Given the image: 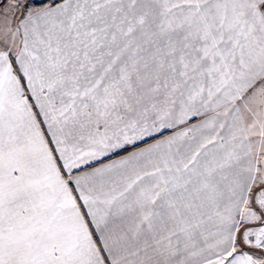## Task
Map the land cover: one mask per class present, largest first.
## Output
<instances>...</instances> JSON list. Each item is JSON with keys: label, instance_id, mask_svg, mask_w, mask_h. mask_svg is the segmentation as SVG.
<instances>
[{"label": "snow or ice", "instance_id": "6c2138e0", "mask_svg": "<svg viewBox=\"0 0 264 264\" xmlns=\"http://www.w3.org/2000/svg\"><path fill=\"white\" fill-rule=\"evenodd\" d=\"M0 264H264V0H0Z\"/></svg>", "mask_w": 264, "mask_h": 264}]
</instances>
